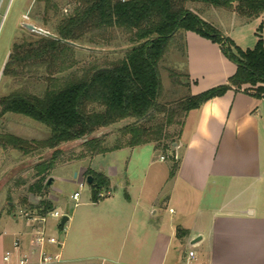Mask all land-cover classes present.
I'll return each mask as SVG.
<instances>
[{
	"label": "crops",
	"instance_id": "1",
	"mask_svg": "<svg viewBox=\"0 0 264 264\" xmlns=\"http://www.w3.org/2000/svg\"><path fill=\"white\" fill-rule=\"evenodd\" d=\"M219 9L193 7L243 50L264 40V12L243 20ZM184 34L189 94L227 82L237 65L217 43L193 31ZM179 139L181 150L172 149L178 161L172 177L170 167L150 171L155 161L135 156L140 146L111 151L104 164L94 160L105 154L81 161L77 181L92 169L108 178V188L97 202L90 188L65 208L54 186L48 200L68 221L60 232L57 221H50L49 232H58L63 245L46 248L60 260L40 263L35 253L28 264H264V97L229 89L191 110ZM124 149L125 155H115ZM21 217L0 213V264H19L30 255L40 224L25 217L20 222Z\"/></svg>",
	"mask_w": 264,
	"mask_h": 264
},
{
	"label": "trees",
	"instance_id": "2",
	"mask_svg": "<svg viewBox=\"0 0 264 264\" xmlns=\"http://www.w3.org/2000/svg\"><path fill=\"white\" fill-rule=\"evenodd\" d=\"M45 8L56 7L44 0ZM76 6L56 26L55 37H42L36 42L14 44L2 73L18 77L34 67H44L48 73L47 86L42 95L16 90L0 97V116L21 114L45 125L50 133L42 140L27 141L21 137L0 133V145L11 146L24 154L41 149H53L49 160L35 165L37 175L48 173L60 150L67 142L83 141L84 151L78 156L93 157L125 147L152 143L155 148L170 150L181 136L187 114L206 101L234 89L264 97V40L259 38L253 49L243 50L210 22L190 7L204 3L215 8L235 11L243 20L257 18L264 12V0H74ZM113 29L129 33L133 45L124 56L101 66H90L81 75L67 79L54 76L74 66V47L86 36L110 40L106 34ZM193 31L217 43L222 53L237 65L227 82L197 94H188L174 103L160 102L163 83L160 63L178 34ZM184 50L186 42L184 41ZM188 77V74H187ZM249 85L244 87V85ZM189 85L188 83L186 84ZM158 115L159 121L153 122ZM130 122L118 128L115 145H106L99 130ZM132 120V121H131ZM179 126L177 138L172 139L169 128ZM174 160V157H173ZM178 167L174 160L172 177ZM91 198L97 202L100 193L108 188V178L92 169ZM35 192L44 189L42 179L35 184ZM37 206L40 214L52 209L50 201Z\"/></svg>",
	"mask_w": 264,
	"mask_h": 264
},
{
	"label": "rangeland",
	"instance_id": "3",
	"mask_svg": "<svg viewBox=\"0 0 264 264\" xmlns=\"http://www.w3.org/2000/svg\"><path fill=\"white\" fill-rule=\"evenodd\" d=\"M51 1L56 7L50 9L45 8L44 0L2 1L0 6V69L6 52L8 50L11 51L14 44L36 42L42 37L56 36L55 31L59 21L62 17L69 15L76 6L74 0ZM189 6L198 8L208 5L197 2ZM220 9L221 11L230 10L224 7ZM23 12L24 15L22 16ZM25 24H32L38 30L32 31ZM106 37L110 40H102L99 37L89 40L90 37L86 36V38L74 42L73 45L71 44L74 47V66L62 72H57L54 76L60 79H67L74 74L81 75L90 66H101L122 58L124 53L133 46L129 40V33L120 29H113L106 34ZM184 41L186 42L185 34H178L176 42L170 45L168 52L160 63L163 83V93L160 100L162 103H174L189 94L188 86L186 85L188 77L186 48L184 50L183 47ZM47 76L48 73L44 67H34L18 77L6 76L1 71L0 97L16 90L42 95L48 83ZM160 119L161 115H158L152 123ZM127 122H130V120L123 121L107 129H101L96 134L105 135L106 145L108 147L113 146L119 137L118 128ZM168 131L172 136L171 138L176 139L179 126L173 125ZM0 133H8L27 141H34L47 138L50 130L30 117L16 113H6L0 116ZM150 144L152 143L141 145L135 156L141 158L150 157L155 161L150 171L158 167H162V169L170 167L171 170L174 162L172 149L176 148L175 151L178 150V152L181 150L180 139L173 144L170 142V150L163 148L154 149ZM58 149L60 152L53 168L44 175H37L36 163L49 160L53 149L45 148L24 154L19 149L0 145V213L6 212L10 215L15 213L18 216H22L19 220L20 222L24 217L22 212L27 211L30 216L36 215L39 213L36 207L41 206V208H44V205H41V201L49 199L48 196L53 192L54 186L58 188V195L61 201L65 203V208L73 207L75 200L72 199V194L75 191L80 192L81 199L87 195L90 185L86 182V179L83 180L84 186L80 188L79 181H77L79 178L76 179L74 177L78 172L79 163L90 158L89 155L83 158L78 157L84 151L83 141L77 140L63 143ZM108 153H105L106 157H99L94 162L104 164L112 156V154ZM125 154L126 151L124 149L117 151L115 155L122 156ZM162 155L165 156L164 160L160 159ZM94 164L98 166V163ZM55 176L59 177L55 180ZM50 178H52V181L48 184ZM39 179H42L44 189L41 192H35L34 187ZM121 193H124V191ZM174 206L177 205L174 204ZM60 208L64 210V207ZM58 231L60 232L61 230L59 229Z\"/></svg>",
	"mask_w": 264,
	"mask_h": 264
},
{
	"label": "built area",
	"instance_id": "4",
	"mask_svg": "<svg viewBox=\"0 0 264 264\" xmlns=\"http://www.w3.org/2000/svg\"><path fill=\"white\" fill-rule=\"evenodd\" d=\"M165 156H161V160H164ZM80 188H82L84 186L83 182L79 183ZM100 195H102V193H100ZM80 197V192L79 191H75L72 194V199L75 200V202L77 203ZM23 216L27 219H32L35 222H38L40 224V226L35 230V233L33 235V237L30 240V244L32 246L31 251H30V255H25L24 257L19 259V264H28L31 261V256L35 253H37L38 257H39V262L40 263H49V262H57L60 260V254L59 253H52L50 251L47 250V245H56L58 247H61L63 245V239L61 238V236H58V230L60 229L61 231L63 229L60 228V221L62 219V217L64 215H67L64 212H61L57 209H51L49 211H47L45 214H40L37 213L36 215L30 216V214L25 211L22 212ZM68 216V215H67ZM51 220H55L57 221L56 224V229H57V234H51L49 232V223ZM14 247L18 248L20 247V241L16 240L14 242ZM188 255L190 257L194 256V251L190 250L188 252ZM11 254L7 253L4 256V259L8 260L10 258Z\"/></svg>",
	"mask_w": 264,
	"mask_h": 264
},
{
	"label": "water",
	"instance_id": "5",
	"mask_svg": "<svg viewBox=\"0 0 264 264\" xmlns=\"http://www.w3.org/2000/svg\"><path fill=\"white\" fill-rule=\"evenodd\" d=\"M2 1L3 0H0V6H1V4H2ZM26 26H27V28L28 29H30V30H32V31H36V30H38L37 29V27L36 26H34V25H32V24H25ZM51 37H55L54 35H50ZM69 44H74L73 42H69V41H67ZM51 181H52V178H50L49 180H48V184H50L51 183ZM86 182L90 185L91 184V182H92V176H87V178H86ZM68 221V216L67 215H64L63 217H62V219H61V221H60V228L61 229H63L64 228V225H65V223ZM201 239V237L199 236V237H197V238H195L194 240H193V244L194 243H196L197 241H199Z\"/></svg>",
	"mask_w": 264,
	"mask_h": 264
}]
</instances>
